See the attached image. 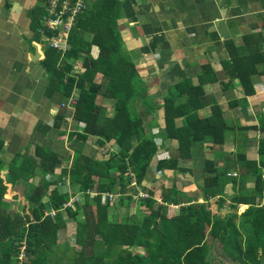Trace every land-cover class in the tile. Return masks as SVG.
Wrapping results in <instances>:
<instances>
[{
  "label": "trees",
  "instance_id": "1",
  "mask_svg": "<svg viewBox=\"0 0 264 264\" xmlns=\"http://www.w3.org/2000/svg\"><path fill=\"white\" fill-rule=\"evenodd\" d=\"M110 1L116 4V0ZM99 2L79 15L65 40L67 48L47 47L42 61L49 76L48 94L59 92L69 99L76 92L74 121L84 127L70 136V141L77 145L72 166L64 168L52 182L43 179L30 195L26 194L33 210L24 204L28 213L20 212L25 215L13 212L9 202L4 201L5 195L9 193L15 199L13 188L17 179L28 177L29 180L36 169L53 176L65 159L37 147L39 161L25 156L21 162L18 163L19 157L7 165L1 157L5 142L0 139V264H263L264 202L261 205L259 202L264 201V140L260 141L259 159L246 163L248 171L239 166L246 157H231L229 151L225 153L230 159L222 168L209 160L199 164L192 148L210 145L216 150L226 144L229 136L237 137L236 131L227 126L215 95L212 91L208 94L204 86L215 83L217 76L205 81L209 67L204 66L198 84L183 79L160 90V75L167 76V68L162 71L158 64L168 56L167 49L162 48L159 63L155 56L147 61L144 70L135 61L144 53L143 49L136 48L137 55H130L119 29L117 10H98ZM28 13L34 17L31 24L35 41H41L44 10L33 9ZM35 14L39 16L36 18ZM58 32L45 28V34L50 37ZM93 46L98 47L97 57L92 53ZM39 57L43 58L40 51ZM150 69L159 71L150 73L157 81L153 82L159 93L149 96V85L141 72ZM245 72L232 78H239L246 95H251L253 91L248 89L249 76ZM97 74L102 75L101 83L95 81ZM108 99L115 101L111 110L106 108ZM160 108L164 110V131L152 134V129L161 123L151 116ZM201 110L208 114L201 117ZM65 118L63 109L56 117L55 126L62 127ZM91 137L104 148L116 145L118 152L108 150L107 159L97 158L94 150L92 154L84 153L83 148ZM154 161L156 171L172 174L186 171L179 166L180 162L194 161L190 170L195 173L199 165L207 175L200 186L202 198L194 200L175 185L162 189L158 195L147 192L146 196L134 198L140 194L138 190L151 173ZM3 165L8 166L5 171L1 169ZM113 170L117 176H113ZM249 175L254 182L251 189L246 187ZM66 178L71 179L86 200L84 204H74V213L72 208L66 210L70 218L77 219L74 242L68 243L69 252L58 248L59 235L65 229L61 209L69 199L67 193L58 191V186ZM52 184L56 188L48 196V207L58 211L54 218L45 216L47 204L43 200ZM228 184L239 189L230 195L225 191ZM129 190L134 193L129 194ZM93 191L96 196L90 202ZM105 194H119L115 206L126 207V214L111 218V202L103 203ZM225 196L229 197V203ZM200 199L205 202H197ZM211 200L216 205L212 208L214 213L209 209ZM242 205L249 207L240 213ZM135 207L140 209L139 222L132 221L130 216ZM224 209L230 212L223 216ZM75 244L79 246L77 255L72 252ZM138 247L143 253L132 251Z\"/></svg>",
  "mask_w": 264,
  "mask_h": 264
},
{
  "label": "crops",
  "instance_id": "2",
  "mask_svg": "<svg viewBox=\"0 0 264 264\" xmlns=\"http://www.w3.org/2000/svg\"><path fill=\"white\" fill-rule=\"evenodd\" d=\"M43 1L0 0V139L5 142L2 157L7 165L19 157L21 162L25 156L39 161L37 147L64 158L61 168L55 170V176H44V180L52 182L64 168L72 166L74 161L65 167L74 159L77 147L74 141H70V136L81 127L75 128L74 123H67L70 112H67L62 127L55 126L56 117L62 111L63 96L59 92L48 94L49 76L42 65L45 59L32 60L39 51L46 58V53L34 38L33 14L28 13L39 8ZM99 1L87 0L88 5ZM102 2H99L98 10H117L120 14L117 13V22L126 44L135 41L139 44L136 48L144 49L146 45L147 49L153 50L152 56L141 64L144 70L147 61L154 60L155 56L159 63L161 50L165 47L168 56L158 64V68L162 71L167 68V76L160 75L167 84L192 77L196 85L204 66L209 67L205 81L217 76L215 83H205L211 87L209 91L215 89L221 96L222 107L227 103L228 109L234 112L235 118L229 121L223 113L227 126L236 131L237 137L229 136L219 149L205 145L192 148V152L197 153L199 164L209 160L218 168L230 159L226 151L232 153L231 157L245 156L239 166L248 171L246 163L259 159L260 141L264 140V122L260 121L264 119V0H116L114 5L110 0ZM94 55L98 56L97 50ZM216 65H222L223 70L217 72ZM242 71L249 76L246 82L248 89L253 91L251 95H246L239 78H232V75L239 77ZM215 99L218 102L219 97L215 96ZM90 139L95 143L94 137ZM32 145L35 150H31ZM106 147L113 151L114 146ZM155 164L154 161L151 170L154 169L140 187L142 192L154 191L158 195L162 189L175 185L194 200L202 198L200 186L207 175L201 169L193 173L190 170L194 167L192 161L180 162L179 166L186 171L175 174L160 173L153 167ZM112 174L115 176L116 170ZM179 177L189 182L188 185L180 187ZM37 178L41 179L36 169V174L29 181ZM249 178L246 187L251 189L254 182L252 176ZM55 186L52 184L50 187ZM238 189L239 186L228 184L225 191L231 195ZM218 198L215 200L219 201ZM224 198L229 203V197ZM263 202L260 201V205ZM212 206L216 205L212 203ZM241 207L247 209L249 206ZM47 209L51 211L53 208Z\"/></svg>",
  "mask_w": 264,
  "mask_h": 264
},
{
  "label": "rangeland",
  "instance_id": "3",
  "mask_svg": "<svg viewBox=\"0 0 264 264\" xmlns=\"http://www.w3.org/2000/svg\"><path fill=\"white\" fill-rule=\"evenodd\" d=\"M39 2V0H37V3ZM46 3V2H45ZM83 5H84V8H83V11L81 12V14L82 15H84L85 13H87V10H88V8L90 7V8H93V4H90V5H88V2H87V0H83ZM41 7H42V4L40 5V7L38 8H36V9H40L41 10ZM38 13V12H37ZM39 14V13H38ZM38 14H35L34 16L37 18L39 15ZM30 18V17H29ZM33 20V16H31V21ZM104 31V30H103ZM135 32H137V34H140V31H138V30H135ZM121 35H122V30H121ZM42 39H43V37H42ZM86 40H88V37L86 38ZM129 40V39H128ZM36 42H38L39 44H42V50L47 54V47H49V45H47L46 46V42L45 41H40V40H38V39H36ZM125 46H126V50L130 53V55H137L136 54V52L138 53L139 52V50L138 51H134V50H136V46L137 47H139V44L137 43V42H135V41H133V42H131V43H128V44H126L125 43ZM41 47V46H40ZM62 48H64V46L62 47ZM67 48V47H66ZM65 48V49H66ZM97 46H93V50H92V53L93 54H95L96 53V50H97ZM143 51H144V53L142 52V54L141 55H139L137 58H136V63L137 64H139V65H141L143 62H145L146 61V58H149V57H151L152 55H150L151 54V52L153 51L152 49H147V46L145 45V47H144V49H143ZM42 52V51H41ZM128 52H122L124 55H129V53ZM35 53V52H34ZM43 53V52H42ZM128 53V54H127ZM42 59H45L44 57L42 58ZM41 60V58L38 60V61H40ZM216 67V70H217V72H221V70H223V66L222 65H216L215 66ZM153 69H150V70H147V71H142L141 72V76L142 77H144V79H145V82H146V84H148L149 85V89H148V95L150 96V95H152V93L153 94H155V92L158 94L159 92H157V91H155V84H154V82L153 81H155V82H157L156 80H154V78H152V76L150 75V73L151 74H156V73H159V71L157 70V69H155V70H153ZM82 71V70H81ZM139 74H140V71H139ZM101 80H102V75H100V74H97V76H96V79H95V81L97 82V83H101ZM165 80L166 79H163L162 80V78L160 79V82H159V88H160V90H165L166 89V84L168 83V82H165ZM191 80H192V82H193V79H192V77H191ZM204 86H207V90H208V94H210V93H212L213 92V94L215 95V96H217V97H219V100H218V102H219V104L221 105V107L223 106V101H222V99H221V96L218 94V92L217 91H215V89H213V91L211 92V91H209V89L211 88H208L209 86L208 85H204ZM52 89V88H51ZM50 90V89H49ZM77 98V93L75 92L74 93V98ZM159 99V98H158ZM62 100V99H61ZM65 101H67V102H69V100L64 96L63 97V100H62V102L61 103H63V102H65ZM152 101L153 100H149V104L150 103H152ZM114 100L113 99H108L107 100V105H106V108L108 109V110H111V109H113L112 107L114 106ZM101 102H99V104H100ZM102 105H104V103H102ZM60 107H61V104H60ZM60 107H58L59 108V110H60ZM57 108V107H56ZM75 108H76V105L75 106H69L68 107V109H65V114H67V112H70V114H69V122H67V123H70V124H72V123H74V127L75 128H77V127H81V128H83L84 127V125L83 124H79L78 122H75L74 120H73V118H74V112H75ZM222 109H223V112H225V114H226V118H227V120L229 121L230 119H234L235 117V114H234V112H232L231 111V109H228V107H227V103H225L224 104V107H222ZM61 110H63V109H61ZM231 111V112H230ZM200 116L201 117H205L208 113H207V111L206 110H201L200 112ZM163 116H164V110H163V108H160V109H158V111L155 113V114H153L151 117L152 118H155V119H157L158 120V122H160L161 124L159 125L160 127H158V128H154V129H152V131H151V133L153 134V133H157L158 131L160 132H163L164 131V129L162 128V124H163V126H164V121H163ZM179 121V120H178ZM177 121V122H178ZM260 121H262V122H264V119L263 120H261L260 119ZM69 124V125H70ZM178 124H181V121H179L178 122ZM71 142H67V144H70ZM166 144H167V146L169 147V141H166L165 142ZM115 148H113V150H116V151H114V152H118V150L119 149H117L116 148V145L114 146ZM104 147H101L99 144H97V143H94V139H90L89 141H88V143H87V145H86V147L84 148L85 150V152H87V153H89V154H91V152L92 153H94L93 152V150H96L97 151V153H96V157L97 158H99V159H107L108 157H109V154L107 153V150L109 149V150H112L111 148H109V147H105L104 149H103ZM31 150H35V147H34V145H32V148H31ZM31 154H33V152L31 153ZM168 154L166 153V156H167ZM2 157V156H1ZM2 159H3V157H2ZM4 160V159H3ZM72 162H73V159H72V161H71V163L70 162H68V163H66L65 164V167H69L71 164H72ZM18 163H19V161H18ZM18 163H17V165H18ZM193 165H194V161H193ZM193 165H191V166H193ZM18 167V166H17ZM71 167V166H70ZM199 167V166H198ZM8 168V166L7 165H3V167H1V169L2 170H6ZM154 168H152V170H153ZM198 169L199 168H196V172H198ZM4 170V171H5ZM40 174V177H41V179L39 180L38 178H37V180H28V177H27V179L26 178H22L23 179V181H21V180H19V181H17L16 182V184L14 185V188H13V193H16L17 194V197L15 198V199H11V197H9L10 195H8V194H6L5 195V198H4V201H7V202H9V204L11 205V208H12V210H13V212H15L16 214H27L28 213V208H31L32 209V207H31V204H30V202H29V199L27 198V195H30L31 193H32V190L34 189V187L35 186H37V185H39V184H41L42 183V181H43V179H44V176H46V175H43V173L38 169L37 170V175H39ZM154 174V173H153ZM114 175V174H113ZM163 175V174H162ZM42 176H43V178H42ZM115 176H117V172H116V174H115ZM161 178V180L163 179L162 177H160ZM180 178V181H178V183H180V187L182 186V185H184V186H186V185H188V183L189 182H186V180L185 179H181L182 177H179ZM18 180V179H17ZM163 181H166V180H163ZM64 184L62 183L61 185H59L58 186V191L60 192V193H67L68 195H69V199H68V202L65 204V207H64V209H61V212L63 213V216H64V218H63V223H65L64 225H65V229H64V231L59 235V242H58V248H59V250L60 251H63V250H65V251H67V252H69L68 251V243L69 244H72L73 242H74V237H75V232H76V225H77V219H72V218H70L68 215H67V208H72V213H74V211H75V207H74V204L75 203H77V202H80V203H86V200L83 198V195H82V192H79L78 191V189H77V187H75V185L74 184H72V182H71V179L69 180L68 178H66L65 180H64ZM25 183H26V185H25ZM27 184H30V186H28ZM135 184V183H134ZM153 186V185H152ZM56 188V186L55 187H50L49 188V192L47 193V195L44 197V202H45V204H47V205H45V216H49V217H52V218H54L55 216H56V213H52L51 211H48V209L47 208H49V207H51V206H49L48 207V196L50 195V193H51V191H53V189H55ZM130 188H133V186L131 185L130 186ZM145 188V187H144ZM186 187H184V189H185ZM136 190V189H135ZM139 190H140V194H142V195H138V196H136V197H134V198H138V197H143V196H146V193L145 192H142V190L139 188ZM138 190V191H139ZM154 192V191H153ZM128 193L129 194H133L134 193V191H131V190H129L128 191ZM27 194V195H26ZM96 196V192L95 191H93V192H91L90 193V202H92V199H93V197H95ZM103 203L105 204V203H107V202H111V205H110V207H109V214H110V217L112 218L113 217V219H115L117 216H121V215H124V214H126V211H127V209H126V207H123V208H120V207H116L115 206V204H117L118 202H119V199H120V195L119 194H113V195H104V197H103ZM213 201L214 200H211V203H213ZM197 202H205V199H200L199 201H197ZM24 204H26V206H28V208H26L25 207V205ZM25 208L27 209V211L25 210ZM212 208L213 209H215V206L214 207H212V204H210V210H212ZM33 210V209H32ZM225 211H224V213L223 212H221V214L224 216V214H226V213H229L228 212V209H224ZM23 211L24 213H21V212ZM31 211V210H30ZM30 211H29V213H30ZM213 211V210H212ZM227 211V212H226ZM245 211V208H240L239 209V212L240 213H242V212H244ZM53 212H56V210H53ZM215 211H213V213H214ZM226 212V213H225ZM24 214V215H25ZM69 214V213H68ZM142 214V213H141ZM70 215V214H69ZM130 216H131V219H132V221H134V222H139V218L141 219V216H140V209L138 208V207H135V209H131V211H130ZM62 231V230H61ZM74 248H73V250H72V252L74 251V253L77 255V250H79V246H77L76 244H75V246H73ZM132 251L133 252H139V253H143V249L142 248H140V247H138V248H135V249H132ZM72 252L70 253V255H73L72 254ZM23 256H21L20 258H22ZM264 264V263H263Z\"/></svg>",
  "mask_w": 264,
  "mask_h": 264
},
{
  "label": "built area",
  "instance_id": "4",
  "mask_svg": "<svg viewBox=\"0 0 264 264\" xmlns=\"http://www.w3.org/2000/svg\"><path fill=\"white\" fill-rule=\"evenodd\" d=\"M44 13L41 18L42 28L40 29L42 41L46 42L52 48L65 49L68 45L65 40L69 37L70 33L77 22V19L83 11V0H45ZM45 28L53 31V36L45 34ZM69 102L61 103L62 109H68L69 106L77 104V98L74 96L68 99ZM69 119V117H67ZM161 145V143H160ZM142 195V194H140ZM142 197V196H141ZM52 213L53 209L51 210Z\"/></svg>",
  "mask_w": 264,
  "mask_h": 264
},
{
  "label": "clouds",
  "instance_id": "5",
  "mask_svg": "<svg viewBox=\"0 0 264 264\" xmlns=\"http://www.w3.org/2000/svg\"><path fill=\"white\" fill-rule=\"evenodd\" d=\"M44 4H45V0L42 2L41 10H44ZM30 12H31V10H30ZM75 25H76V24H75ZM75 25H74V26H75ZM41 37H42V36H41ZM41 41H42V39H41ZM36 43H37L38 45H40V46H41L40 48L42 49V44H39L38 42H36ZM65 102H67V101H65ZM65 109H66V108H65ZM65 109H64V110H65ZM57 212H58V211L56 210V214H57Z\"/></svg>",
  "mask_w": 264,
  "mask_h": 264
},
{
  "label": "water",
  "instance_id": "6",
  "mask_svg": "<svg viewBox=\"0 0 264 264\" xmlns=\"http://www.w3.org/2000/svg\"><path fill=\"white\" fill-rule=\"evenodd\" d=\"M34 57L35 58H33L32 60H34V61H36V60H38L40 57H39V52H36L35 54H34Z\"/></svg>",
  "mask_w": 264,
  "mask_h": 264
}]
</instances>
